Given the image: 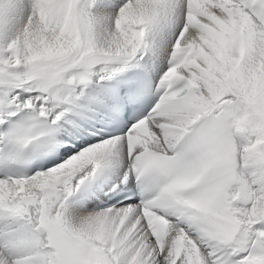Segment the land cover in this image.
<instances>
[{"label": "bare ground", "instance_id": "1", "mask_svg": "<svg viewBox=\"0 0 264 264\" xmlns=\"http://www.w3.org/2000/svg\"><path fill=\"white\" fill-rule=\"evenodd\" d=\"M26 1L0 0V46L25 40L27 29L21 31V37H15L17 22L29 23L33 34L38 31V53L34 44L22 54L23 66L0 71V121L20 109L59 121L67 145L63 153L66 158L57 168L29 180L0 179V204L20 205L23 197H32L37 202L28 211L31 215L39 213L38 220L31 222L37 231L23 236L27 251L11 260L0 248V264H24L26 259L28 264H173L170 247L165 245L160 252L156 249L137 209L92 211L89 198L63 203L67 193L60 196L47 189L53 181L52 190L65 186L74 189L98 167L106 171L104 178L116 181L125 172L129 149L139 152L150 146L167 152L201 118L218 113L228 117L237 140L239 167L232 199L241 228L235 244L245 253L233 261L208 250H199L194 257L203 259V264H264V28L236 7L233 30L244 39L238 42L224 15H193L194 30H186L182 43L194 44V57L181 73L190 78L199 93L155 113L148 121L149 134L134 129L132 143L125 144L121 137L84 146L69 131L65 120L82 132L80 119L90 120L92 112L102 111L97 80L132 68L158 74L164 67V51L170 48L183 23L182 5L178 0H99L94 6H90L91 0H62L59 9L58 3L51 4L52 15L41 24L31 18L25 20L26 12L33 10ZM39 1L44 6L47 3H35ZM204 1L198 0L199 10L208 8ZM209 1L216 6H234L233 0ZM36 10L38 18L42 17L37 5ZM67 20L71 22L65 28ZM88 24L94 32L86 29ZM129 24L136 29H128ZM141 37L147 43L141 42ZM83 50L95 54L79 60ZM23 80L25 83L20 82ZM67 115H71L70 120ZM63 176H67L66 181L59 183L57 179ZM35 190L46 192V197L40 199V192ZM63 226L77 238H69ZM44 237L49 241L40 248L50 245L54 249L46 255H35L32 250ZM60 244L64 256L58 251ZM174 264L186 262L180 256Z\"/></svg>", "mask_w": 264, "mask_h": 264}, {"label": "rangeland", "instance_id": "2", "mask_svg": "<svg viewBox=\"0 0 264 264\" xmlns=\"http://www.w3.org/2000/svg\"><path fill=\"white\" fill-rule=\"evenodd\" d=\"M53 2L58 3V6H57L58 8L57 9H59L61 7L62 0H47V3L45 2V6H44V3L42 1H39V2L35 3V0H27L26 1V5L30 6L33 10L30 9L31 11H27L26 12V19L25 20H28L29 18H31V20L34 23H36V22L37 23L41 22V24L45 23L44 21H46L48 19L47 17L52 15L50 8H51V4ZM36 5L39 7V11H40L39 13H42V17L38 18V15H37L38 11L36 10ZM46 9H48L47 12H46ZM44 12H46L44 14L46 17L43 15ZM45 18H46V20H45ZM65 19L66 18H64L62 20H65ZM67 21H65L67 24H64L65 28H68V23L71 22L69 20H67ZM17 23H18V27H17V32H16L15 37L18 36V35H20V37H21V35H22L21 31H23L24 29H27L26 30L27 33L24 34V36L26 38H25V40L23 39L21 44L14 43V44H10L9 46H7L5 48L0 46V71H9L13 67H16L14 69H17V68H20V66H23L22 64H25V60H22L21 58L25 55V52L28 49V47L33 46L34 44H37L36 46H34V49H35V52L38 53V48H37L38 47V39L35 38L38 35V31H35L34 34H33V31L31 29H29L30 28V24L29 23H24V24L21 23V22H17ZM89 25L90 24L86 25V29H91L92 28V32H94L93 31V27L91 25H90L91 26L90 27ZM201 29H203V28H201ZM39 35H43V34H39ZM83 36H85V35H83ZM44 38L47 39V37H44ZM92 53H93V55L95 54V52L92 51V50L89 53H86L85 50L81 51V53H80L81 55H79V57H80L79 60L87 58L86 56H91L90 54H92ZM22 54H23V56H22ZM64 58L65 57H60L58 59L62 60ZM20 82L21 83H25L24 80L20 81ZM56 176H58V175H56ZM63 230L66 233V235H68L69 238H73V239L77 238L74 234H72L70 231H68V228L66 226H63ZM48 241H49V239L47 237H44L41 240L39 246H42V245L46 244ZM52 245H54V244H52ZM117 247H118V245H115V249H117ZM55 255H56L57 258L59 257L57 255V253ZM48 263H49V261H48ZM2 264H4V263H2ZM6 264H7V261H6Z\"/></svg>", "mask_w": 264, "mask_h": 264}]
</instances>
